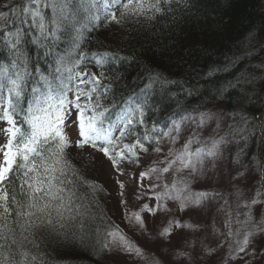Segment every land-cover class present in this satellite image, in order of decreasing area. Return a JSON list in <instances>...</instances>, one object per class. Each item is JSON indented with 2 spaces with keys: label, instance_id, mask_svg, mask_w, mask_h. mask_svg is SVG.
Here are the masks:
<instances>
[{
  "label": "snow or ice",
  "instance_id": "obj_1",
  "mask_svg": "<svg viewBox=\"0 0 264 264\" xmlns=\"http://www.w3.org/2000/svg\"><path fill=\"white\" fill-rule=\"evenodd\" d=\"M201 11L198 0H0V264H49L53 242L91 264H264V158L250 151L264 147V111H247L264 103V63L214 86L151 73L117 100L123 77L107 66L119 57L85 48L105 25L171 30ZM232 92L242 106L225 110ZM181 93L207 103L185 106ZM90 170L114 178L125 227L100 212L107 190Z\"/></svg>",
  "mask_w": 264,
  "mask_h": 264
},
{
  "label": "trees",
  "instance_id": "obj_2",
  "mask_svg": "<svg viewBox=\"0 0 264 264\" xmlns=\"http://www.w3.org/2000/svg\"><path fill=\"white\" fill-rule=\"evenodd\" d=\"M198 3L202 11L195 14L194 19L185 18L179 27L171 30L161 24L145 27L128 25L123 28L109 24L87 37L85 48L93 56L109 53L119 57L107 66L108 69H119L123 77L114 85L109 98L115 97L119 100L121 97H127L132 89L143 84L151 73H163L182 82H199L202 85L214 86V81L233 80L241 73L255 71L250 65L264 63V31H261L264 28V0H198ZM253 30L256 37L254 40L248 37L249 31ZM246 53L251 55L246 56ZM234 60L237 63L231 71L218 73L211 80L205 79V74L211 68L223 67ZM88 67L92 71H100L91 63ZM108 75L111 76V72H108ZM257 87L264 94V83ZM172 91H177V88L173 87ZM153 94L159 99L162 94L159 85L155 86ZM231 96V101L224 103L228 110H231L233 104L241 107V104L236 103L238 94L232 92ZM178 99L185 106L191 107L207 103L206 99L197 95L185 97L181 93ZM174 111H178L174 102L171 106L166 104L164 112L156 119L162 120ZM247 111H264V103L258 101L247 108ZM250 151L252 156L264 158V147L259 140ZM75 159L78 160L77 157ZM241 159L250 165L251 157ZM87 179L96 180L90 173ZM103 187L106 189L104 185ZM88 196L91 199L90 193ZM96 197L100 212L106 213L117 223L109 212L108 194L96 193ZM101 219V216L94 215L91 227L102 233L104 224ZM56 249L57 245L53 242L48 249L49 264H91L87 256L81 259H62L63 249Z\"/></svg>",
  "mask_w": 264,
  "mask_h": 264
},
{
  "label": "rangeland",
  "instance_id": "obj_3",
  "mask_svg": "<svg viewBox=\"0 0 264 264\" xmlns=\"http://www.w3.org/2000/svg\"><path fill=\"white\" fill-rule=\"evenodd\" d=\"M222 107L225 108V110H228V107L224 104L222 105ZM73 157H77L79 159V156L76 153L72 154ZM86 156V154H85ZM246 164H248V162H245ZM249 167H253V165L250 163ZM89 173L92 175H94V177L96 178V180L100 183H102L106 189H107V194H108V205H109V212L112 216L115 217V221H117L118 224H120L121 227H125V225L121 222L120 219V214L118 211H116V205H117V199H118V189L116 188V186L113 183V179L112 177H109L107 175V173H100L94 170H90ZM249 186L251 185V180L246 182ZM241 187H244V184H241ZM221 191L223 192V195L225 196V198H229V193L228 191H226L224 188H221ZM183 215V214H181ZM196 219L199 220H203L202 217H197ZM195 222V221H194ZM158 223V222H157ZM125 230L127 231V228H125ZM129 236L132 237L133 240L137 241L138 243H140L146 250L149 251H154L155 248L157 247L155 244L149 243L146 240H144L141 236H139L138 234H135L133 232H129ZM181 240V236L180 235H175L172 237L171 243L173 246H178ZM128 264H136L135 260L130 259L128 261Z\"/></svg>",
  "mask_w": 264,
  "mask_h": 264
}]
</instances>
